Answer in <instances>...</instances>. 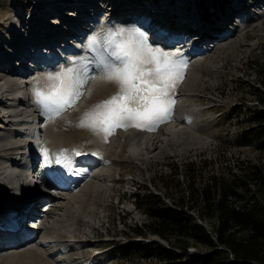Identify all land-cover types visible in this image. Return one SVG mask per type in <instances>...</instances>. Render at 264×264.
I'll use <instances>...</instances> for the list:
<instances>
[{"label": "rangeland", "instance_id": "374dc122", "mask_svg": "<svg viewBox=\"0 0 264 264\" xmlns=\"http://www.w3.org/2000/svg\"><path fill=\"white\" fill-rule=\"evenodd\" d=\"M36 1L37 0H0V50L4 53H7L9 49L1 45V43L4 42L9 44V40L16 37L12 32L13 30L9 31V28L14 29L13 26H15V20L19 18V14L22 15L23 8L26 6L32 8L34 7V4L38 5ZM101 1L103 2L104 0ZM108 1L111 5L107 7L108 9L106 7L102 9V13L107 16V19L109 17L108 15L112 16L113 12H123V10L129 9L130 7H132L131 13L133 19L131 22H119L116 20L117 18H111L110 16L109 21L101 27H95L91 24L86 40L91 41L94 45L97 44L101 46L104 39L106 46L114 49V44L112 43L113 39L118 41L122 38H127L129 31H133L134 35L137 36L139 34L140 37L143 38V35L135 31V19L137 17H143L146 22H148L142 15V11H147L156 20L161 21L150 24L152 26H159L162 30L161 33L165 31L170 32L168 27L169 21L175 19L176 14L174 11L179 9H182L184 15H187L189 10L197 6L202 13L203 22L206 17H209L212 23L207 29L204 28L203 22L201 24L184 22L178 28L181 33H184L186 31L190 32L194 27L195 30L199 31L198 38L205 37L204 39L207 40L204 43L208 42L206 45L202 46L201 53L195 57L196 59L203 60L202 74L198 77L195 84L186 86L184 90L183 82L185 81V75L190 66V62L187 60L186 56L182 55L183 52L179 49L176 41H168L166 38V42L172 43L162 45L157 42L158 40L153 41V43L147 42L143 38L146 43L152 47H159L160 49L169 52H178L179 57L186 63L182 79L176 83L174 91L171 93L174 101L171 110L166 118L157 123H167V128L170 130H177L176 128H179V131H174L176 133L183 130V125L187 127L194 123L196 126L190 131H186L185 133L182 132L181 141L172 142L170 147L166 145L167 152L163 157L149 158V153L145 148L146 138L141 136L132 137L125 145L124 149L119 153L109 155L101 154L99 155L102 156L101 158L97 156L98 161L102 162L103 166L108 167V169L112 167V173L108 171L106 174V185L101 189L100 193L94 192L95 190L92 191L78 212H76V208L71 207L69 213H65V228H69V230L63 231L61 234L59 233L58 225L63 218L59 217L62 212L58 210L50 213L48 217V219L58 220V224L52 223L53 225L50 229L42 230V228L35 234L36 242L40 243L42 247V239L45 235L49 234L52 237H56L58 233V239L61 240L60 243H66V234H70L69 236L77 235L80 239V244L77 246L80 247L87 244L84 240L90 238L89 234L91 232L99 230L102 233V237H93L94 241L91 242L98 247H103V249L99 248L100 252L98 256L93 257L87 252L85 246L81 250L80 248H78L79 250L69 249L66 254L70 255L72 258H76L78 252H83L90 258L93 257L92 264H132V260L123 257L119 253V248L121 247L122 242L131 241L132 239H140L135 232L139 229H145L146 224L151 220L145 209L138 207L136 204L139 200L135 201L134 197V192L137 188H140L138 192L141 190L145 192L147 190L146 188H150L154 190L155 193L160 194L166 202L171 203L172 198L179 200L182 193L180 189H183L184 193L188 195L189 192L187 190L190 189L191 184H194V187L203 188L206 182L210 181L213 174L223 175L227 173L228 175H231L235 172L242 174L248 170L250 164H264V152H261L254 144L247 143L246 141V132L248 128L245 127L248 123L243 116L235 114L238 109L245 104H248L249 106H255L256 104L254 92H256V88L260 86V71L264 70V10H262L264 9V5L257 6L255 0H241L244 8H242L241 5L240 7L233 6V9L228 10L230 11L228 14L226 13V15H222V19L224 20H221L222 22H220L216 16L214 17L216 14L214 13L212 0H206V2L204 0L203 6L210 7L208 11L200 8L199 3L202 0H119L120 3L118 5L114 4L116 8L113 6L114 0ZM214 1L218 7V12H221L222 7L227 4L223 2V0ZM43 2L41 4H43ZM231 2L236 4L234 0H231ZM259 8L262 10L260 13ZM88 9L92 10L91 7ZM65 10L66 8L64 6L59 12V15L64 13ZM252 10H256V13L253 14ZM157 11H159V14H157ZM209 12L213 13L210 15ZM232 13L234 14L232 15ZM237 13H241L245 18L251 17L249 20L242 18L240 21L236 22V17L234 15H237ZM25 14H28L27 16L29 17L28 12ZM21 19L23 20L22 27L24 30L16 33L18 31V28H16L15 33L17 34V37H20V39L25 37L26 41H29V38L31 37L33 39L38 38V35L34 36L36 34L33 35L30 33L34 28L33 25L30 26L31 23H28L27 17H22ZM34 21L37 22L36 19H34ZM234 23L235 25H233ZM176 25L177 23L175 24V27ZM42 26H44V24L41 20L40 25H38L40 33H42ZM228 26L235 30L231 32L232 29L229 28V32L227 33V31H225L227 28L222 29V27ZM25 30H28V32L25 33ZM43 31L45 30L43 29ZM121 32H123V36L118 35ZM102 33H104V36L101 35ZM209 33L210 37L218 34L217 37H221L217 38L220 42L218 43L216 39L212 40L209 37ZM8 35L11 39L7 37ZM53 35H58L57 31L53 33ZM41 36H43V34ZM174 39L176 38L174 37ZM13 40L17 41L19 39L13 38ZM204 47L207 49L211 48V50L206 51ZM81 56V52L73 54V62H65L62 60L60 61V64L58 63L57 68L55 65H52L47 67V69H32L29 72L32 89L37 86L38 83L42 86L45 83V77H47V75L55 74L61 68L75 66L74 63H77L78 59L82 58ZM2 84L4 83H0V86H3ZM116 90L117 85L108 82L107 87L86 95L81 103L67 107L58 115V117L68 124L74 135V145H66L61 148V150H66L63 154L69 161H71L70 155H74L75 151L81 152V155L85 157L94 155L93 148L90 145L94 142L97 147L96 144L98 141H108L116 131L122 129L127 130L130 128L145 130L152 128L154 125L153 124L150 127H117L111 135H108L107 140H104L102 135H95L85 128L76 126L79 117L86 109L99 101L108 98L114 94ZM181 95H185L187 107L190 109L189 116L191 119L190 121H181L183 119L182 111L178 109V114L182 119L179 120L181 122L177 121L178 119H175L177 122H174V120L171 119V116L173 113L177 112V103L181 105V100L184 99ZM30 102L37 103L35 95L30 99ZM233 108L234 111H231ZM0 119L5 118L0 117ZM180 126H182V128H180ZM13 127L15 128V126ZM13 127L9 128L12 129V132L14 130ZM0 132H2V130H0ZM199 134L204 136V142L198 141ZM176 135L177 134H172V137L177 138ZM164 137H166V135ZM164 145L165 143L162 140L158 144H154V150L152 153H156L160 147H164ZM4 148L5 147L2 146L0 142V155L3 154L9 156L12 150L9 149L10 152H5ZM47 150L49 152L48 155L51 153L53 154L50 148ZM131 150H133V152H131ZM42 156L44 157L46 154ZM42 156L33 158L30 156L29 159L35 164H41L43 160ZM94 158L97 159L96 157ZM185 162L199 163L198 168L200 169V173L198 175H200V177H194L197 173L196 171H194V176L192 178L188 176L186 170L183 172ZM89 164L90 163H88V165ZM85 165L88 166L87 162ZM88 167L89 171L86 172H90V169H93V166ZM75 168L84 169L81 165ZM202 177H204V179H202ZM114 179L116 181L112 182ZM40 187L42 190L45 188L43 184ZM252 188L257 189L258 186L252 183ZM13 192L14 190L10 189L7 192L8 195L0 200V207L7 202L9 205L10 201L8 200L13 198H11ZM41 194L43 196L49 195L43 194V192H41ZM39 201L40 200L33 202L32 207H37L42 212H46L45 210L47 206L45 205V202ZM63 204L64 203L62 202H58V205L60 206ZM91 217L93 218L92 222L94 223L91 224V227L94 229H91L89 223H87L88 220H91ZM4 219L6 220L7 218ZM10 219H12V217H9V220ZM26 219L27 218L23 217L20 220L21 224L19 225L31 234L34 231L30 230L28 227L33 224L35 225V223H31L32 221L30 218L27 221ZM10 232L11 231H7L4 240L7 243L19 242L17 240V235ZM145 233L146 231L144 232L143 238H146V235H148V240L159 238L155 234ZM30 237L31 236L29 235L25 239H29ZM89 243L90 242H88L87 245H90ZM163 243H166V241L164 240ZM67 245L71 246L69 242H67ZM194 247L197 248L196 246ZM189 252L195 254L197 250L190 248ZM53 257L58 261V264H65L67 262L64 257L61 258L62 256L60 253L54 252ZM155 261L157 260L155 259ZM155 261L154 259L141 257L136 260V263L151 264Z\"/></svg>", "mask_w": 264, "mask_h": 264}, {"label": "bare ground", "instance_id": "6f19581e", "mask_svg": "<svg viewBox=\"0 0 264 264\" xmlns=\"http://www.w3.org/2000/svg\"><path fill=\"white\" fill-rule=\"evenodd\" d=\"M101 1V0H100ZM180 1V0H178ZM187 1V0H183ZM182 1V2H183ZM43 0H37L34 8H32V11L26 10L23 8L22 15L19 14V18L15 20V26L13 28H9V31L13 30V34L16 35V37H13L15 39H20V37H17V34L19 31L22 32L24 28L22 27L23 20L22 17H27L28 23H31L33 25V31L30 32L34 36L38 35V38H29V41H26V38L23 37V45H19L18 42L13 40H9V45L11 49L8 50L6 54L0 53V83L3 86L0 90V98L4 97V92L6 91V88L9 89H15V86L17 85V75L20 72H24L28 70V66L30 65V61L26 63V59L30 56V53H32L33 58L37 62H40L41 60L47 59L49 57H52V63L56 62V60L60 56V60L58 63L60 64V61L64 60L65 62H73L74 59L72 58L73 54H77L81 52L82 58L78 59V62L74 63L76 67L81 69V75L82 78L87 79V83H84L80 91L82 95L80 98L75 102V105L81 103V101L86 97V95L97 91L102 90L104 87H107L108 82H105L102 79V76L104 75V68L101 66L102 62L104 60H114L113 52L114 49L111 47H107L105 44V40L103 39L102 45H94L91 41L86 40V35L90 31L89 26L91 23L89 22V18L95 13H102V9L104 7H109L110 2L108 0H104L102 4L99 2V0H44L43 4H41ZM113 6L116 8L114 4H119V0L113 1ZM204 4V0H202ZM223 2L227 3L226 6L222 7V11L218 12V7L215 4V1L212 0V4L214 7V13L216 14V18H218V21L222 22V15L228 14V10L233 9V6H242L241 0H234L236 4L232 3L231 0H223ZM255 4L257 6L264 5V0H255ZM65 6V8H72L75 12V17L73 18V25H76V30L72 32H68V37L70 35L77 37L83 36L82 31H86L85 36L83 39L78 38V40L72 42V40H67L68 42L66 44H63L61 41H66L65 36L67 35L63 30H61L58 26H62V29L65 28V25L69 28L71 23H67V12L64 11L61 15H59V12L61 9ZM89 7L92 8L88 9ZM43 8V9H42ZM136 8V7H134ZM133 8V9H134ZM244 8V6H242ZM108 9V8H107ZM113 9V8H112ZM206 11H208V7H205ZM260 9V8H259ZM258 9V10H259ZM114 10V9H113ZM132 7L129 9L123 10V12L116 11L113 12L111 18H117L116 20L119 22H131L133 19V15L131 13ZM144 10V9H143ZM261 10V9H260ZM264 10V9H262ZM26 12L29 13L25 14ZM109 13V12H108ZM174 13L175 19H172L169 21V31H165L163 33L159 26H152L149 24V22H146V20L143 17H137L135 20L143 23L144 25H147L154 30V36L152 35L153 41L158 40V43L164 42V39L167 38L168 41H172V39L177 38L179 36H182L183 33L180 32L178 29L184 22L188 23H196L201 24L203 22L202 20V13L201 11L195 6L193 9L188 11L187 15H184V11L182 9L175 10ZM213 12H209L211 15ZM260 13V12H259ZM50 14H54L55 16L50 19ZM72 14V13H71ZM157 14H159V11H157ZM234 13H232L233 15ZM239 14V13H237ZM70 16V15H69ZM21 17V18H20ZM34 19L37 20V22L34 21ZM88 19V20H85ZM93 19V18H92ZM41 20L43 21L44 26L43 29L45 30V35L51 36L52 44L49 46L52 48V52H45L42 50V48H46V44L42 43L43 40V29L42 33L39 32L38 25H40ZM57 21L59 22L57 28L54 26H50V21ZM88 21V28L82 26L85 25V23ZM78 22H82L84 24H78ZM227 22V20H226ZM177 23L176 27L175 24ZM227 24V23H225ZM195 25V24H194ZM184 26V25H183ZM96 27V26H95ZM93 27V28H95ZM101 27V26H99ZM16 28H18V31L16 32ZM98 29V28H97ZM73 30V27L71 28ZM57 31L58 35H53ZM164 31V30H163ZM16 32V33H15ZM25 33L28 32V30L24 31ZM191 33L195 35H191L189 39L186 41V50L182 53L183 56H186L187 60L190 62V66L188 68V71L185 75V81L183 82V90L186 86L193 85L197 82L198 77L202 74V59H196L195 57L201 53V47L204 44V42L207 39L204 38H198L199 31L195 30L193 27L190 31ZM104 36V33L101 34ZM138 38L140 35H137ZM210 37V33H209ZM7 38V37H6ZM88 41V42H87ZM62 43V44H61ZM165 43V42H164ZM61 45L64 49H68L70 54L67 56V59H64L63 53H60L59 55L55 54V49H57ZM81 45V46H80ZM180 45V43L178 44ZM80 46V47H79ZM8 47V45L6 46ZM79 47V48H78ZM33 50V52H32ZM211 48L206 49V51H210ZM205 54V52H204ZM13 57V58H12ZM80 57V56H79ZM14 59V60H11ZM58 63L56 66H58ZM9 64V65H6ZM15 64V65H14ZM32 64V63H31ZM47 69V68H46ZM86 74V75H85ZM3 79V80H2ZM29 83L31 85V79H29ZM34 93V92H33ZM181 97L184 99L181 100V105L177 103L176 108L182 111V118L178 113H173L171 116V119L174 120V122H177L179 120L181 121H190L191 117L189 116V108L187 107V100L185 99V95H181ZM6 100V99H5ZM1 101V99H0ZM35 101V100H34ZM31 109H36L37 112H39L40 119V133L38 135L35 134H25V133H17L15 134V137L13 136L12 128L15 126L14 130L17 132H20L23 129V125L21 122H14L11 116L16 113V108L9 104L8 101L4 103L3 109L4 114L2 115L5 119H0V125L3 127H0V130H2V134L0 136V142L1 145L4 146L5 152H10L9 149H11V154H16L20 159L14 160V165L19 166V168L24 169L23 175H17L15 180H17L22 186L24 183L28 182L29 175H27V169L31 165H34V162H32L29 157H38L47 154L48 150L51 149L53 154L57 158L56 166H59L63 168L65 171L70 172L69 170V163L67 157L61 153V148L69 145H74V135L73 131L70 129L68 124L63 121L58 115L52 114L48 111H45L44 108L38 104V103H31ZM175 119H178L177 121ZM179 121V122H181ZM179 124V123H178ZM177 124V125H178ZM176 125V126H177ZM182 125V124H181ZM179 126V125H178ZM196 124H191L187 127L183 125V130L181 132H174L179 131V128H176L177 130H170L167 125V123H156L152 126L150 129L140 130L137 128H130L127 130H119L116 131L112 137L106 141V142H97V148L101 152V154H115L121 152L125 145L131 140L132 137L135 136H141L146 138V150L149 153V158H156V157H163L167 150L166 145L170 147L172 142L181 141L182 139V132L185 133L186 131L192 130ZM22 128V129H21ZM182 128V126H180ZM173 129V128H172ZM11 130V131H10ZM13 130V131H14ZM12 132V133H11ZM172 134H177L176 137H172ZM166 135V137H164ZM29 138V136H33L34 138H30L29 146L21 145L15 147V144H11V142L14 139L20 140L24 137ZM34 140V141H33ZM163 141L165 143L164 147H160V149L156 153H152L154 150L153 145L158 144L160 141ZM205 138L202 134L198 135V141L204 142ZM140 146V145H139ZM143 148V146H142ZM156 148V147H155ZM158 148V147H157ZM168 148V147H167ZM43 157V156H42ZM84 157V156H82ZM95 155L86 156L85 160L87 163H90L88 166L96 165L97 167H93V169L90 172H84V174L81 175L80 179L78 180H71L70 185L66 182L59 185L58 183H51L50 185L47 184V179L44 180L43 185L45 187L52 188V194H49L47 196H43L40 191H37L32 197H28L25 199L26 204V212L27 216H22V214L16 213V212H8L7 207L6 208H0V264H58V261L54 259L53 257V251H49L47 248H44L40 245V243H37L35 240V234L42 230H47L52 227V223L58 224V220L54 219H48L49 214L53 213L55 211L60 210L62 213H60L59 217L63 218V220L58 225V231L61 234L63 231L69 230V228H65V213H69L70 208L74 207L76 208V212H78L83 204L85 203L86 199L89 197L90 193L92 191L100 193L101 189L106 185L105 178L106 174L108 173L109 169L105 166H103L102 162L98 161V158ZM28 158V159H26ZM60 159V160H59ZM10 160V155H0V170L1 174H4V170H6L7 166L5 164L6 161ZM30 160V161H29ZM42 160V159H41ZM59 160V161H58ZM11 161V160H10ZM43 163L45 165V168L49 170L51 173L56 175L57 177L60 176V173L58 170L54 167V162L50 160L47 156L43 157ZM79 166V165H78ZM8 170H10V174L13 175V172H15L18 169H15L13 165L8 166ZM80 168V167H79ZM75 168L71 164V171H81V169ZM80 174L79 172H77ZM73 174H69V178H71ZM89 176V177H87ZM4 177V176H2ZM12 188H15V185L12 184ZM58 188V191H55ZM60 190L64 191V194L58 193ZM7 190L4 186V184L0 181V200L8 195ZM6 193V194H5ZM27 200V201H26ZM40 200L45 201L47 204L46 212H42L37 207L33 208L32 204L33 202ZM19 200V202H21ZM31 202V203H30ZM58 202H62L65 205L60 206L58 205ZM8 203V202H7ZM44 204V203H43ZM3 210V211H2ZM25 212V213H26ZM7 218L6 220L4 218ZM9 217H12V219L9 220ZM31 218L33 221H35V230L31 234H29L26 229H23L21 225V219L22 218ZM14 222V223H12ZM17 223V224H16ZM16 224V225H13ZM13 225V226H10ZM6 228V229H4ZM11 228V229H9ZM7 231H11L10 233L17 235V240L19 242H13V243H7L4 240L5 234ZM32 236L29 239H25L27 236ZM24 239V240H22ZM59 242H61L60 239H57ZM51 241V240H47ZM54 242V241H51Z\"/></svg>", "mask_w": 264, "mask_h": 264}, {"label": "trees", "instance_id": "16d2710c", "mask_svg": "<svg viewBox=\"0 0 264 264\" xmlns=\"http://www.w3.org/2000/svg\"><path fill=\"white\" fill-rule=\"evenodd\" d=\"M260 72V86L254 92L257 104L244 105L236 113L242 112L250 123L246 141L264 152V70ZM198 166L185 162L183 172L192 178L196 171L198 178ZM146 189L138 193L137 205L151 220L135 233L159 234L169 244L147 239L122 242L119 253L132 264L141 257L157 260L151 264H264V164H250L242 174H213L203 188L191 184L188 195L180 189L179 200L172 198L176 207ZM191 245L198 248L195 254L188 250Z\"/></svg>", "mask_w": 264, "mask_h": 264}, {"label": "snow or ice", "instance_id": "6c2138e0", "mask_svg": "<svg viewBox=\"0 0 264 264\" xmlns=\"http://www.w3.org/2000/svg\"><path fill=\"white\" fill-rule=\"evenodd\" d=\"M118 35L123 36V32ZM112 43L114 60L102 62V79L115 83L117 90L86 109L76 123L104 140L117 127H150L166 118L174 103L171 93L186 67L178 52L152 47L133 31ZM84 83L87 79L82 78L80 68H61L47 75L45 83H38L33 92L45 111L59 115L80 98Z\"/></svg>", "mask_w": 264, "mask_h": 264}, {"label": "clouds", "instance_id": "9594fccd", "mask_svg": "<svg viewBox=\"0 0 264 264\" xmlns=\"http://www.w3.org/2000/svg\"><path fill=\"white\" fill-rule=\"evenodd\" d=\"M262 10H260L259 12H261ZM201 49H202V47H201ZM256 102V104H257V101H255ZM245 105H248V104H245ZM244 106V105H243ZM242 106V107H243ZM251 106V105H250ZM234 109V108H233ZM231 110V111H234V110ZM235 114H239V116H241L240 114H242V112L241 113H235ZM234 114V115H235ZM244 117V116H243ZM246 121V120H245ZM247 123H248V125L245 127V128H248L249 126H250V123L248 122V121H246ZM211 139V138H210ZM248 143V142H247ZM252 144H254L256 147H257V145L255 144V143H252ZM131 152H133V150H131ZM131 154V153H130ZM119 156V155H118ZM30 161V160H29ZM34 165H40V163H34ZM108 168V167H107ZM28 169H29V167H28ZM27 169V170H28ZM44 171V170H43ZM109 171L112 173V167H110L109 168ZM46 177V176H45ZM116 180L114 179V181L112 180V182H115ZM140 186V185H139ZM140 188H137V190L134 192V197H135V201L136 200H138L137 199V195H138V193H140V192H142V190L140 191V192H138V190H139ZM43 190H45V189H43ZM46 191V190H45ZM152 191H154V190H152ZM47 192V191H46ZM155 192V191H154ZM52 194V193H51ZM142 194V193H141ZM157 194V193H156ZM170 199V198H169ZM138 202V201H137ZM137 202H136V204H137ZM166 203V205L167 206H170V207H176V205L173 203V201L171 202V203H168V202H165ZM45 205H47L46 203H45ZM65 204H63L62 206H64ZM138 206V205H137ZM139 207V206H138ZM81 212H83V211H81ZM79 217H80V213H79ZM82 218V217H81ZM199 219H200V217H199ZM93 220V218L91 217V220H88V222L87 223H89V226H90V228H92L91 227V222L90 221H92ZM200 222H202V220L200 219ZM206 224V223H205ZM208 230L211 232V230L208 228ZM212 233V232H211ZM155 235H157L159 238H157V239H151V240H148V235L146 236V238L145 239H147L148 241H160L161 243H163L164 242V240L166 241V243H164V244H169V242H168V240H166L165 238H163L162 236H160L159 234H155ZM77 236V235H76ZM144 236V235H143ZM142 235L141 236H137V237H140V238H142L143 237ZM133 240V239H132ZM131 240V241H132ZM134 240H138V239H134ZM87 242V244H88V242H92V241H90V240H87L86 241ZM85 242V243H86ZM89 243V244H90ZM78 244H80V242L79 243H77V245ZM86 244V245H87ZM82 247V246H81ZM190 248H193L194 250H197V248H195L194 247V245H191L189 248H188V250L190 249ZM87 249V248H86ZM48 250H50V249H48ZM88 251L90 252V253H92L89 249H88ZM198 251V250H197ZM192 254H194V253H192Z\"/></svg>", "mask_w": 264, "mask_h": 264}]
</instances>
